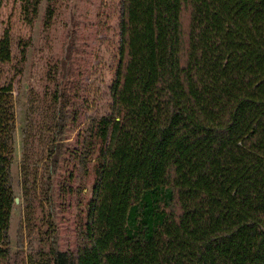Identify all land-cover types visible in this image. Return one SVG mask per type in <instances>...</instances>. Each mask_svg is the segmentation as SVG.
<instances>
[{
    "label": "trees",
    "instance_id": "trees-1",
    "mask_svg": "<svg viewBox=\"0 0 264 264\" xmlns=\"http://www.w3.org/2000/svg\"><path fill=\"white\" fill-rule=\"evenodd\" d=\"M120 12L85 242L28 264H264V0H121ZM15 126L0 86V264Z\"/></svg>",
    "mask_w": 264,
    "mask_h": 264
},
{
    "label": "rangeland",
    "instance_id": "rangeland-1",
    "mask_svg": "<svg viewBox=\"0 0 264 264\" xmlns=\"http://www.w3.org/2000/svg\"><path fill=\"white\" fill-rule=\"evenodd\" d=\"M34 2L0 0V40L6 30L11 38L0 86L14 96L12 179L20 198L10 264H28L53 243L61 251L84 244L98 124L111 114L119 64L121 0Z\"/></svg>",
    "mask_w": 264,
    "mask_h": 264
},
{
    "label": "water",
    "instance_id": "water-1",
    "mask_svg": "<svg viewBox=\"0 0 264 264\" xmlns=\"http://www.w3.org/2000/svg\"><path fill=\"white\" fill-rule=\"evenodd\" d=\"M19 199H20L19 197H16V202H19Z\"/></svg>",
    "mask_w": 264,
    "mask_h": 264
}]
</instances>
